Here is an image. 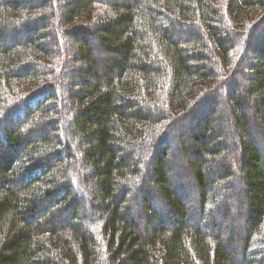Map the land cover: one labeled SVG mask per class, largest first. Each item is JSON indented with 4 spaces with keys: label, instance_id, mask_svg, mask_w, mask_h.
<instances>
[{
    "label": "trees",
    "instance_id": "16d2710c",
    "mask_svg": "<svg viewBox=\"0 0 264 264\" xmlns=\"http://www.w3.org/2000/svg\"><path fill=\"white\" fill-rule=\"evenodd\" d=\"M260 6L0 0V264H264Z\"/></svg>",
    "mask_w": 264,
    "mask_h": 264
},
{
    "label": "rangeland",
    "instance_id": "374dc122",
    "mask_svg": "<svg viewBox=\"0 0 264 264\" xmlns=\"http://www.w3.org/2000/svg\"><path fill=\"white\" fill-rule=\"evenodd\" d=\"M58 1V0H57ZM258 10H259V13L257 14V16H255V20H252V22H251V24L249 25V28L250 29H252V27H255V24H254V22L255 21H257V20H259V18L260 17H264V9L263 8H261V6L260 7H258ZM255 13V12H254ZM263 13V14H262ZM261 15V16H260ZM30 16V15H29ZM260 16V17H259ZM257 18V19H256ZM261 20H264V18H261ZM246 34V33H245ZM247 34H249V31L247 32ZM0 44H1V42H0ZM8 45V44H7ZM48 45V44H47ZM75 46V44H74V42H72V41H68L67 40V43L65 42V45H64V50H63V54H61V52H60V54H61V56H59V58H61V59H67V60H69V50H71L73 47ZM242 55V52H239V56H241ZM56 59V58H55ZM57 59H58V56H57ZM60 60V59H59ZM245 64H244V66L241 68V70L242 71H244L245 73H248V69H245ZM222 69V68H221ZM71 74H69V72H67V73H65L64 74V77H63V79L66 81V82H70L71 81V76H70ZM242 94V92L240 91V95ZM220 95H222L223 96V99L225 98L224 97V94L222 93V94H220ZM223 99H221V101L223 100ZM225 100H226V98H225ZM251 122V124H252V121H250ZM254 123V122H253ZM253 125V127L255 128V123L254 124H252ZM251 129V128H250ZM31 138H32V136H30ZM176 155H180V149H178L177 150V153H176ZM238 192V194H240V192L239 191H237ZM236 198V197H235ZM188 205H193L194 207V209H196L197 208V206H198V203H197V199L194 197L193 199H192V202L191 203H187ZM220 205H222V207H225V205H226V203H224V202H222ZM244 208H245V206H244V199H243V197L241 196V201L237 204V209H238V213L237 214H240L238 217H236L234 220H237L241 215H242V217H244L245 215V213H244ZM197 210V209H196ZM195 210V211H196ZM197 213L198 212H195L194 213V217H196V216H198L197 215ZM216 216V215H215ZM215 216L213 217V220L215 219ZM58 219V218H57ZM242 219V218H241ZM204 224H208V220H207V222H204ZM231 225H232V227L233 228H235V230L237 231V232H239L240 230H241V228H242V224L240 223V222H238V221H233L232 223H231ZM223 230V229H222ZM235 231V232H236ZM241 234H242V236H244L245 235V233L241 230Z\"/></svg>",
    "mask_w": 264,
    "mask_h": 264
}]
</instances>
